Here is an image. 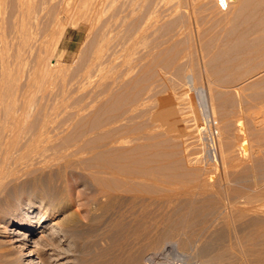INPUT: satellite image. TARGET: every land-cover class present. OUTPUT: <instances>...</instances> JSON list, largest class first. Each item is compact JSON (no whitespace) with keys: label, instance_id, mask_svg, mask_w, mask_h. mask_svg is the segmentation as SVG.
<instances>
[{"label":"rangeland","instance_id":"rangeland-1","mask_svg":"<svg viewBox=\"0 0 264 264\" xmlns=\"http://www.w3.org/2000/svg\"><path fill=\"white\" fill-rule=\"evenodd\" d=\"M234 1L0 0V264H32L11 247L29 208L12 188L67 161L75 210L195 225L159 243L121 223L83 241L84 264H200L180 240L212 231L264 244V0ZM100 190L119 197L101 206Z\"/></svg>","mask_w":264,"mask_h":264},{"label":"bare ground","instance_id":"bare-ground-1","mask_svg":"<svg viewBox=\"0 0 264 264\" xmlns=\"http://www.w3.org/2000/svg\"><path fill=\"white\" fill-rule=\"evenodd\" d=\"M220 5L222 7H224L225 9H227L229 7V3L228 0H218ZM234 1V0H233ZM236 2V1H234ZM22 21V20H21ZM3 23V22H2ZM4 28V27H3ZM24 34V33H23ZM2 42V41H1ZM5 51V50H4ZM11 53V52H10ZM4 60V59H3ZM10 60V59H9ZM18 62V61H17ZM7 66V65H6ZM4 67V66H3ZM5 69V68H4ZM4 72V71H3ZM6 75L3 73L2 78L0 77V80L2 81V85H1V89H3L5 82L4 80L6 79ZM11 81V80H10ZM4 90V89H3ZM1 91V90H0ZM3 92V91H2ZM5 92V91H4ZM3 92V94H4ZM1 93V92H0ZM3 98V96H2ZM24 101V100H23ZM4 107V106H3ZM2 110V109H1ZM211 121V120H210ZM5 122V120L3 121ZM16 122V121H15ZM4 124V123H3ZM2 124V125H3ZM208 129H209V137L210 140L213 141V132L214 130L211 128V125H208ZM17 133V132H15ZM9 136V135H8ZM3 138V137H2ZM12 139V138H11ZM11 141V140H10ZM80 141V140H79ZM2 145V143H1ZM6 146V145H5ZM1 148V147H0ZM34 150V149H33ZM2 153V152H1ZM23 154V153H22ZM1 155V154H0ZM17 155V154H16ZM29 156V155H28ZM20 157V156H19ZM22 157V156H21ZM24 157V156H23ZM18 158V157H17ZM16 158V159H17ZM75 158V157H74ZM5 159V158H3ZM20 159V158H18ZM17 159V160H18ZM2 160V159H1ZM14 160V161H17ZM7 161V158L5 159V163ZM8 162V161H7ZM13 162V161H12ZM72 162V161H71ZM16 163V162H15ZM20 162H18L19 165ZM50 163V162H49ZM1 164V163H0ZM25 164V163H24ZM78 164V163H77ZM44 165V164H43ZM15 166V164H14ZM41 166V165H40ZM50 166V165H49ZM55 166V165H54ZM53 166V167H54ZM4 167V166H3ZM45 167V166H44ZM1 168V167H0ZM47 168V167H46ZM45 168V169H46ZM57 168V167H56ZM42 169V168H41ZM54 169V168H53ZM78 168H76V166L70 162H65L63 165L59 166L57 174H52L47 172L46 170H42L40 173V176L38 177H33V179L27 181V183L25 184L26 188L24 187V190L20 191L18 189H15L14 187L12 188V191L8 188L9 186H7V188L11 191V197H13L12 199H14L16 202L19 201H24L25 205H29L28 210L24 211V215H22L20 217V219L22 220L21 222L19 221L20 219H18V221L20 222L19 225L21 226L14 234L13 237H11V247H18L20 248V250L22 251V255L24 256H28L30 257V262L32 264H46V259L44 258V255L48 252V250H51L50 254L54 255V258H51L52 260H55L56 263L55 264H84L82 263V258L78 255V257H76V254H79V251L81 250L80 247L83 244V241H85L87 238H90L91 236L93 237L94 235H98L101 234L102 235V231L105 229H113L116 226H120L121 223L126 222V224L129 223H136V222H145L147 224V226L144 224H142L143 226H145L144 228L147 230V235L148 237L145 239H149L150 237L152 238L153 235H150L152 233H157L158 234V238H157V242L162 241V239L167 238L168 236H170V238H177L179 240V237H181L183 232H187L186 229H189L190 231H192L193 226H191L192 230L190 229V227L187 225L185 226H181V224H179L176 219L172 218L171 216H164L160 217L161 215H159V217H154V216H150L147 214H141V215H135L134 213L131 214H122V213H118L117 215L115 214H110L107 213L106 211H101V212H92L89 209H85L86 207H84L83 211H77L75 210L73 207V204L71 199L69 198V194H67V187H69V183H70V179H69V175L74 174L75 171ZM11 171V170H10ZM37 171V170H36ZM79 171V169H78ZM26 172V171H25ZM11 173V172H10ZM31 173V172H30ZM108 173V172H107ZM9 174H6V176ZM75 175V174H74ZM79 175V174H78ZM1 176L0 175V180H1ZM34 176V175H33ZM37 176V175H35ZM81 176V175H80ZM7 177V179H8ZM4 178V177H2ZM20 178V177H19ZM5 179V178H4ZM13 179V178H12ZM17 179V178H16ZM55 179H63L65 180L64 183V188H58L57 186H55L54 184V180ZM87 179V178H86ZM14 180V179H13ZM19 180V179H18ZM10 181H12L10 179ZM78 181V180H77ZM4 182V181H3ZM2 182V184L0 185H4V183ZM15 181H13L14 183ZM24 182V181H23ZM17 183V181H16ZM19 184V182H18ZM23 184V183H20ZM59 184V183H58ZM61 184V183H60ZM20 186V185H19ZM139 186V185H138ZM12 187V186H11ZM17 187V186H16ZM21 187V186H20ZM63 187V186H62ZM113 187V186H112ZM220 187V186H219ZM4 188V187H2ZM6 188V189H7ZM22 188V187H21ZM215 188V187H214ZM5 189V190H6ZM7 189V190H8ZM23 189V188H22ZM72 189V188H71ZM100 189V188H99ZM218 189V188H217ZM221 189V188H220ZM4 190V189H3ZM70 190V189H69ZM78 190V189H77ZM109 190V189H108ZM224 190V189H223ZM27 191V192H26ZM79 191V190H78ZM77 191V194L79 193ZM131 191V190H130ZM5 192V191H4ZM8 192V191H7ZM74 192V191H73ZM72 192V193H73ZM113 192V191H112ZM111 191H107V190H100L99 193H97V195L99 194L98 197V204H100L101 206H105L109 203L112 202V200H116L118 199V195L117 193H112ZM125 192H128L125 191ZM124 192V193H125ZM171 192V191H170ZM92 193V192H91ZM130 193V192H129ZM191 193V192H190ZM7 194V193H6ZM80 194V193H79ZM78 194V195H79ZM122 194V193H121ZM127 194V193H125ZM239 194V193H238ZM244 194V193H243ZM9 195V197H10ZM29 195H32V197L34 196V200H31V198H29ZM81 195V194H80ZM79 195V198H80ZM128 195V194H127ZM130 195V194H129ZM132 196L134 195L131 194ZM251 195V194H250ZM6 196V195H5ZM88 196V195H87ZM91 196V195H90ZM135 196V195H134ZM137 196V195H136ZM207 196V195H206ZM72 197V196H71ZM131 197V196H130ZM162 197V196H161ZM170 197V196H169ZM186 197V196H185ZM191 197V196H190ZM201 197V196H200ZM6 198V197H5ZM127 198V197H126ZM132 198V197H131ZM187 198V197H186ZM210 198V197H209ZM247 198V197H246ZM24 199V200H23ZM74 199V198H73ZM78 199V198H77ZM128 199V198H127ZM135 199V198H134ZM145 199V198H144ZM178 199V198H177ZM86 200V199H85ZM88 200V199H87ZM11 201V200H10ZM77 201V200H76ZM73 201V202H76ZM83 201V200H82ZM95 200V203L97 202ZM111 201V202H109ZM117 201V200H116ZM132 201V200H131ZM163 201V200H162ZM180 201V200H179ZM208 201V200H207ZM256 201V200H255ZM86 202V201H85ZM84 202V203H85ZM135 203V201H132ZM198 202V201H197ZM253 202V201H252ZM79 203V202H78ZM77 203V205H78ZM118 203V202H117ZM122 203V202H121ZM124 203V202H123ZM128 203V202H127ZM159 203V202H158ZM190 203V201H189ZM192 203V202H191ZM228 203V202H227ZM76 204V203H75ZM113 204V203H112ZM132 204V203H131ZM197 204V203H196ZM199 204V203H198ZM91 205V204H90ZM117 205V204H116ZM121 205V204H120ZM178 205V204H177ZM187 205V204H186ZM92 206V205H91ZM119 206V205H118ZM201 206V205H200ZM82 207V206H81ZM93 207V206H92ZM121 207V206H119ZM176 207V206H175ZM221 208V207H220ZM143 209V208H142ZM128 210V209H127ZM175 210V209H174ZM183 210V209H182ZM116 211V210H115ZM194 211V210H193ZM229 211V210H228ZM256 211V210H255ZM130 212V211H129ZM201 212V211H200ZM116 213V212H115ZM176 213V212H175ZM229 213V212H228ZM183 214V213H182ZM152 215V214H151ZM191 215V214H190ZM201 215V214H200ZM209 215V214H208ZM240 215V214H238ZM242 215V214H241ZM245 215V214H244ZM51 216L55 217L53 219H50ZM181 216V214H180ZM178 216V217H180ZM184 216V215H183ZM182 216V217H183ZM175 217V216H174ZM185 217V216H184ZM188 217V216H187ZM197 217V216H196ZM205 217V216H204ZM252 217V216H251ZM3 218V217H2ZM177 218V217H176ZM229 218V217H228ZM234 218V217H233ZM239 219V217H237ZM48 219H50V222H46ZM178 219V218H177ZM230 219V218H229ZM241 219V218H240ZM243 219V218H242ZM241 219V220H242ZM194 220V219H193ZM192 220V221H193ZM16 221V223L18 222ZM181 221V220H180ZM183 221V220H182ZM180 222V223H184V222ZM238 221V220H237ZM244 221V220H243ZM246 221V219H245ZM169 222H173V223H169ZM186 222V221H185ZM190 222V221H189ZM200 222V221H199ZM15 223V224H16ZM213 223V222H212ZM225 223V222H224ZM235 223V222H234ZM191 224V223H190ZM196 224V223H195ZM207 224V223H206ZM244 224V222H243ZM183 225V224H182ZM126 227H128L127 225H125ZM124 226V227H125ZM135 226V225H134ZM209 226V223L207 225ZM231 226V225H230ZM234 226V225H233ZM236 226V225H235ZM125 227V228H126ZM131 227V226H130ZM122 228V227H121ZM212 228V227H211ZM128 230H130V228H127ZM138 227L136 228L137 231ZM196 229V228H195ZM199 229V228H197ZM201 229V228H200ZM213 229V228H212ZM216 229V228H214ZM232 229V228H231ZM110 230V231H111ZM119 231V229H116V231ZM127 230V231H128ZM132 230H135V227L132 228ZM145 230V231H146ZM210 230V229H209ZM209 230L207 229V231H203L209 232ZM135 231V232H136ZM144 231V232H145ZM199 233H201V230ZM198 231L196 230V233H198ZM212 231V230H210ZM33 232H38L40 233V239H34L33 238ZM121 232V231H120ZM130 232V231H129ZM138 232V231H137ZM136 232V233H137ZM183 233V234H186ZM213 232V231H212ZM208 233L210 234V238L207 237L209 236L207 234L205 241L201 240L200 237L199 240L197 238V236H193L195 235L194 233L192 234V237H195L194 239L197 240H192L190 238L185 237V239H181L180 240V247L183 250H188V249H193L195 252V258L197 261H199L200 264H263L264 263V244L260 245L258 244V247H252V246H248V244H242L244 241L243 239L245 238V236L242 237H238L235 239V241L231 240L229 241L228 244L226 245H219L217 242V239L215 238L216 236H211L213 233ZM250 232V231H249ZM259 232V231H258ZM204 233V234H205ZM244 233V232H243ZM261 233V231H260ZM112 233H110L111 235ZM134 235H136L135 233H133ZM139 233H137L138 236ZM202 234V233H201ZM248 234V233H247ZM257 234V233H256ZM262 234V233H261ZM141 234H139L140 236ZM156 235V234H154ZM189 235V234H188ZM187 235V236H188ZM203 235V234H202ZM199 234V236H202ZM215 235V234H214ZM240 235V234H239ZM246 235V233H245ZM255 235V234H254ZM109 236V235H107ZM116 237V235H114ZM133 236V235H132ZM138 236V237H139ZM146 236V235H145ZM183 236V235H182ZM191 236V235H190ZM198 236V237H199ZM234 236V234H233ZM256 236V235H255ZM260 236V235H259ZM99 237V236H98ZM103 237V236H102ZM114 237V238H115ZM131 237V236H130ZM136 237V236H135ZM134 237V239H135ZM137 237V238H138ZM262 237V235H261ZM260 237V238H261ZM183 238V237H182ZM187 238V239H186ZM205 238V236H204ZM213 238L216 239V241L213 240ZM94 239V237H93ZM96 239V238H95ZM117 239V238H116ZM140 239V237H139ZM138 239V240H139ZM153 239V238H152ZM151 239V240H152ZM220 239V238H218ZM254 239V238H253ZM259 239V238H258ZM257 239V240H258ZM98 240V239H97ZM100 240V239H99ZM142 240V239H141ZM144 240V239H143ZM143 240H142V244H143ZM170 240V239H169ZM248 240V238L246 239ZM245 240V241H246ZM255 240V239H254ZM262 240V239H260ZM96 241V240H95ZM132 241V238H131ZM136 241V240H135ZM92 242V241H91ZM98 242V241H97ZM123 242V241H121ZM126 242V241H125ZM140 242V241H139ZM147 242V241H146ZM155 242V243H154ZM172 242V241H171ZM174 242V241H173ZM179 242V241H178ZM227 242V241H226ZM260 242V241H259ZM18 243V245H17ZM137 243V242H136ZM152 243V242H151ZM150 243V244H151ZM176 243V242H174ZM200 243L202 244L200 246ZM253 243V241H252ZM251 243V244H252ZM264 243V242H263ZM98 244V243H97ZM127 244V243H126ZM141 244V243H140ZM156 244V240L153 241L154 245ZM167 244V243H166ZM166 244H159L161 245H166ZM255 245V243H253ZM262 244V243H260ZM99 245V244H98ZM125 245V244H124ZM129 245V244H128ZM126 245V246H128ZM144 245V244H143ZM141 245V246H143ZM176 245V244H174ZM86 246V245H85ZM133 246V245H132ZM167 246V245H166ZM165 246V247H166ZM138 247V245L136 246V248ZM153 247V246H152ZM159 246H157L156 248H158ZM162 247V246H161ZM178 247V246H177ZM135 248V247H134ZM139 248V247H138ZM141 248V247H140ZM126 249H128V247H126ZM130 249V248H129ZM143 249V248H142ZM163 249V248H162ZM134 250V249H132ZM136 250V249H135ZM139 250V249H137ZM145 250V248H144ZM142 250V251H144ZM127 251V250H126ZM131 251V250H130ZM147 251V250H145ZM144 251V252H145ZM96 252V249H95ZM128 252V251H127ZM139 252V251H138ZM141 252V251H140ZM21 253V252H20ZM107 253V252H106ZM136 253V251H135ZM149 253V251H148ZM159 253V251H158ZM120 254V253H118ZM122 254V253H121ZM126 254V253H125ZM140 254V253H139ZM142 254V252H141ZM169 254V253H168ZM107 255V254H106ZM114 255V254H113ZM132 255V254H130ZM138 255V254H137ZM105 256V255H104ZM120 256V255H119ZM118 256V257H119ZM129 256V255H128ZM140 256V255H139ZM145 256V255H144ZM253 256V258H252ZM22 257V256H21ZM88 257V256H87ZM130 257V256H129ZM134 257V256H132ZM143 257V256H142ZM25 258V257H24ZM50 258V257H49ZM95 258V257H94ZM117 258V256H116ZM128 258V257H127ZM131 258V257H130ZM129 258V260H130ZM194 258V259H195ZM61 259H66L64 262H61ZM84 259V258H83ZM119 258H117V262L118 264H122V261L118 260ZM132 259V258H131ZM137 259V258H135ZM144 259V258H143ZM127 260V259H126ZM190 260V259H189ZM95 261V260H94ZM93 261V262H94ZM115 261V260H114ZM184 261V260H183ZM144 262V261H143ZM142 262V263H143ZM161 262V261H160ZM50 263V262H49ZM48 263V264H49ZM52 263V262H51ZM88 263V262H86ZM131 263V261H130ZM149 263V262H148ZM155 263V262H154ZM124 264V263H123ZM144 264V263H143ZM158 264V262H157ZM186 264V263H185Z\"/></svg>","mask_w":264,"mask_h":264}]
</instances>
